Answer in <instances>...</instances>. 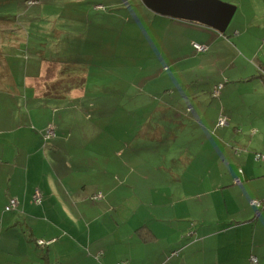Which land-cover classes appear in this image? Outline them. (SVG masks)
Wrapping results in <instances>:
<instances>
[{
	"label": "crops",
	"instance_id": "1",
	"mask_svg": "<svg viewBox=\"0 0 264 264\" xmlns=\"http://www.w3.org/2000/svg\"><path fill=\"white\" fill-rule=\"evenodd\" d=\"M178 22H181L177 27L182 36V32L187 31L186 25L182 24L185 21ZM173 28L172 23L168 30ZM208 29L195 31L207 33L209 38L205 36L202 42L191 39L192 54H202L195 51L193 43L206 47L204 53L213 48L212 42L221 34L217 36L211 33L214 30ZM222 36L228 38L226 34ZM97 39L104 41L101 35ZM21 42L12 40L0 44V264H142L146 260L142 249L146 255L145 250L150 248L153 251L151 244L156 242L154 252L160 254L154 259L149 257L150 264H253V258L258 259L257 264H264V210L257 211L253 205V200L264 199V164L254 163L255 156L264 151V146L259 153L252 148L254 154L241 162L230 148L235 144L231 130L223 128L218 136H212L207 130L211 121L203 126L182 117L183 112L190 114L193 110L175 101V93L170 90L172 94L163 95L169 97L164 98L166 102L161 106H157L156 97L151 99V105L156 101L153 111H161L163 115L156 117L155 130L151 128L150 137L159 142L166 138L172 141L166 142L171 145L175 139L170 135L171 130L179 127L180 133L182 128L192 124L198 128L195 136L202 145L199 152L208 150L213 162L209 165L204 156L199 155V175L203 176V181L198 187L201 198L197 201L184 194L175 203L168 198L169 194L160 195L159 192L168 193L165 187L173 179L164 180L166 186L157 190L158 194H151L148 202L146 197L145 202L153 205L155 212L154 208L164 206V203L171 208L177 204L189 207L213 193V205L206 207L205 202L200 205L202 209L217 210H209L208 217L206 211L202 212L197 217L198 222H194L192 228H186L180 248L171 246L168 250L167 245L175 239L172 231L171 238L164 237L166 232L161 233L168 227V221L154 216L151 210L148 216H143L141 209L146 208V203L141 200L140 178L131 179L129 170L134 169L127 168V163L138 162L137 150L141 147L134 141L142 139V129L153 120L152 117L143 113L142 125L138 127L139 137L129 139L122 122L115 126L119 118L115 122L109 119L111 113L126 111L120 107L117 110L109 108V103L104 100H101L104 104L95 105L92 98L96 94L89 77L84 85L72 87L64 95L59 94L63 95L62 98L49 97L47 88L57 81L56 76L48 77L46 64H40L34 57L21 52L19 48L24 41ZM106 45L123 56L120 46ZM143 47L147 48L148 43L145 42ZM172 51L176 55L180 50L171 48L167 55L164 51L161 55L168 59L166 56H171ZM126 56L130 54L125 52ZM158 65L152 62L147 70L159 73ZM233 68L231 65L228 70ZM90 74L94 79L97 74L103 76V71L96 74L90 70ZM214 83L218 82L213 81L212 85ZM151 93L157 96L158 92L152 90L150 96ZM210 94L208 91L206 96ZM130 108V112H142L134 103ZM254 118L228 122L224 117L226 126L234 125L235 133L236 126L243 127L241 123L246 125L244 129L249 125L251 131L261 126V120ZM50 127L54 135L45 138V131ZM242 127L239 135L244 134ZM207 138L212 139V147H207ZM226 139L230 142H225ZM223 150H226L224 154ZM249 160L253 163L250 169ZM203 185L211 188L208 193L203 191ZM36 193L40 195V204L34 202ZM10 200H16L17 207L5 212ZM141 227L151 233V240H142ZM39 242L44 245L37 246Z\"/></svg>",
	"mask_w": 264,
	"mask_h": 264
},
{
	"label": "rangeland",
	"instance_id": "2",
	"mask_svg": "<svg viewBox=\"0 0 264 264\" xmlns=\"http://www.w3.org/2000/svg\"><path fill=\"white\" fill-rule=\"evenodd\" d=\"M219 1L223 3L233 2L237 6V10L225 33L228 38L220 35L212 42L213 48L202 54H192L194 51H192L190 44L193 38L201 42L205 36L209 38L207 33L195 32L202 31V29L208 31L209 29L206 27L183 22L182 24L186 25L187 31L182 32L183 34L180 36L181 31L177 25H181V22L155 15L143 6L141 0H127L126 8L120 6L109 8L111 11L108 12L105 24L116 31L122 39L115 44L123 50V56H125V52H128L130 56L137 58L133 60L130 57L125 61L123 60L122 64V59H119L116 54L112 57L109 54H104L100 58H91L90 65H102L100 69L94 71L96 74V71H103V76L99 77L97 74L98 77L95 76L94 79H90L89 83L94 86L92 90H95L96 95L93 96L92 100L95 105L109 103L107 105L109 108L117 110L120 107L126 111L125 113L123 111L111 113L109 119L115 122L119 118L115 126H119L122 122L125 135H130L129 139L134 140L139 137L138 127L142 125L143 113L148 114V118L152 117L153 119L142 129V139L134 141V143L140 144L142 150H137L139 152L137 153L138 162L127 163V168L134 169L133 171L129 170L131 179L140 178L143 204L146 197V202H148L151 194H158L156 191L162 186H166L165 181L167 179H173L171 184L165 187L168 188V193L164 192V188V193L159 192L160 195L169 194L168 198H172L175 203L184 194L189 196L192 201H197L201 198L198 187L203 181V176L199 175L198 162L201 161L199 155H203L209 165L213 163L209 159L208 150L205 153L199 152L202 145L199 144L198 137L195 136V134L198 135V128L192 124L182 128L180 133L179 127H174L170 133L171 136L175 137L174 143L171 145L166 142L172 141H168L166 138L159 142L150 137L151 128L155 130L153 129L154 121L163 115L161 111H153L156 107V101L152 105L150 102L155 97L158 101L157 106H161L162 102H166L164 98L169 97V95L167 97H163V95L175 93L173 95L175 101H180L183 106H188L193 110L190 114H184V112L181 114L184 109L180 113L181 108H178L179 111L176 113L181 114L182 117L186 116L191 121L199 122L203 126L208 124L207 121H211L207 130L208 132L211 131L212 136H218L219 131L223 128L231 130L233 133L231 137L234 138L233 143L235 144L231 145L230 148L237 155V158L242 160L241 162H245L249 155L254 154L252 148L257 149L256 152L259 153L261 147L264 146V0ZM26 2L27 0H0V10L11 16L18 9L26 10ZM34 9L36 7L31 8V10ZM46 10L48 12V9ZM36 11L38 12V9ZM45 11L39 13L46 14ZM172 23L174 28L168 30ZM211 33L219 36L218 32L212 31ZM14 40L18 41L17 39ZM145 42L148 43L147 48L143 47ZM171 48L175 51L179 48L180 51H177L176 55L172 51L171 56H166ZM107 50L114 53L109 45H106L105 51ZM162 51L166 53L165 56L168 59L161 55ZM174 60L176 62L172 64ZM152 62L159 64V73L147 70ZM136 63L137 65H134ZM103 65H105L104 68H102ZM231 65L234 68L228 70ZM130 66L135 67L128 68ZM212 80L218 83L212 85ZM210 88L212 89L210 90ZM152 90L159 94L157 93L156 96L155 93H151L150 96ZM208 91H211V97L206 96ZM101 100H104V103H101ZM132 103L141 107L142 112H130V104ZM220 115L224 116L228 122L234 119L245 121L250 117H255L254 119L261 120V126L254 127L255 131H251L249 125H247V129H244L246 125L241 123L243 127L240 124L239 126L243 128L244 134L239 135L238 133H242V129L236 126L235 133L234 125L226 126L224 117H220ZM120 116L124 117L121 119ZM221 119L224 121L223 125L218 124ZM159 128L164 131V128ZM225 142H230V140L227 141L226 139ZM206 143L207 147L209 145L212 147V139L207 138ZM225 152L226 150H223V154ZM262 154L264 151L258 155L263 156ZM250 161L248 162V169L252 168L253 165ZM113 162L111 161V163ZM254 163L263 165L264 161L256 160ZM240 166L243 168L244 165L240 163ZM205 183L208 185V181ZM209 189L211 188L203 185L204 192L208 193ZM137 195L140 196V193ZM213 201V193H210L189 207L177 204L171 208L170 205L167 206L164 203V206L154 208V212L152 210L153 205L145 202L146 208L143 207L141 210L143 216H148V211L151 210L154 216L168 221V227L163 228L161 233L166 232L167 236L164 237L171 238L169 236L171 231L173 232L175 239H172L167 245V249L171 250V246L175 249L180 248L181 239L187 233L186 228L189 226L192 228V224L198 222L197 217L201 216L202 212L206 211L207 217L210 215L208 211L211 209H202L200 204L205 202L206 207H208L213 205ZM216 210L212 209L211 211ZM164 216H167L168 219H165ZM181 227L184 230H181ZM158 243L164 242L159 241ZM151 245L153 251L147 248L145 250L147 251L146 255L144 248L142 249L143 257L146 258L142 264H150V258L159 257L160 253L154 252L157 242ZM151 253L153 255L149 256Z\"/></svg>",
	"mask_w": 264,
	"mask_h": 264
},
{
	"label": "trees",
	"instance_id": "3",
	"mask_svg": "<svg viewBox=\"0 0 264 264\" xmlns=\"http://www.w3.org/2000/svg\"><path fill=\"white\" fill-rule=\"evenodd\" d=\"M26 5V10L18 9L11 16L0 10V32L3 37L0 44L14 39L27 42L21 44V52L34 57L40 64H46L48 77L56 76L57 81L47 88L49 97L62 98L66 90L84 85L88 77L91 79L90 70L95 72L102 66L90 65L91 58L116 54L105 51L106 44L114 45L122 39L105 24V19L111 6L126 8L127 0H27ZM32 7H36L38 12L31 10ZM96 7H99L98 10ZM42 11L46 14L39 13ZM100 35L104 41L97 39ZM91 37L96 40H88ZM120 55L116 54L122 60L130 58ZM258 202H261V206H255L257 211L264 210V199ZM139 230L144 242L151 240L152 235L145 227ZM255 260L256 263L251 262L257 264L258 259Z\"/></svg>",
	"mask_w": 264,
	"mask_h": 264
},
{
	"label": "water",
	"instance_id": "4",
	"mask_svg": "<svg viewBox=\"0 0 264 264\" xmlns=\"http://www.w3.org/2000/svg\"><path fill=\"white\" fill-rule=\"evenodd\" d=\"M143 6L160 17L197 23L221 35L236 12L237 6L219 0H141Z\"/></svg>",
	"mask_w": 264,
	"mask_h": 264
},
{
	"label": "built area",
	"instance_id": "5",
	"mask_svg": "<svg viewBox=\"0 0 264 264\" xmlns=\"http://www.w3.org/2000/svg\"><path fill=\"white\" fill-rule=\"evenodd\" d=\"M193 48H194L198 53H203V52H205V51L207 50L206 47H204V46H202V45H198V44H193ZM214 89H215V88H214ZM218 124H219V125H223V124H224V121L221 119V120H219V123H218ZM53 135H54V131H53V129H52L51 127L45 131V138H50V137H52ZM255 157H256L257 160H262V159H264V156H260V155H258V154H257ZM40 200H41V198H40L39 193H36L35 196H34V202H35L36 204H40ZM16 204H17V203H16L15 200H10L9 203H8V205L6 206L5 210H6V211L14 210L15 207H16ZM253 205L256 206V207H260V206H261V202H258V201L253 200ZM38 244H39V245H44L43 242H39ZM251 260H252L254 263H256L255 258H253V259H251ZM122 264H127V263H122Z\"/></svg>",
	"mask_w": 264,
	"mask_h": 264
},
{
	"label": "bare ground",
	"instance_id": "6",
	"mask_svg": "<svg viewBox=\"0 0 264 264\" xmlns=\"http://www.w3.org/2000/svg\"><path fill=\"white\" fill-rule=\"evenodd\" d=\"M193 44H196V43H193ZM193 44H192V46H193ZM198 45H199V44H198ZM195 51H196V50H195ZM196 52H197V51H196ZM15 201H16V200H15ZM16 203H17V201H16ZM16 207H17V204H16ZM16 207H15V209H16ZM15 209H14V210H15Z\"/></svg>",
	"mask_w": 264,
	"mask_h": 264
}]
</instances>
